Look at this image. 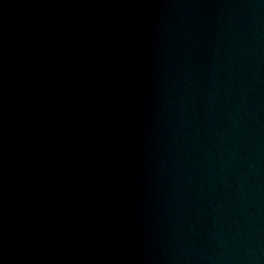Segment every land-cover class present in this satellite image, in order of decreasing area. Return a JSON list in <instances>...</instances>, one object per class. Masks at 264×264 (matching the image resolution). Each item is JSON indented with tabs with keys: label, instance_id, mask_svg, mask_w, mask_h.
Here are the masks:
<instances>
[{
	"label": "water",
	"instance_id": "obj_1",
	"mask_svg": "<svg viewBox=\"0 0 264 264\" xmlns=\"http://www.w3.org/2000/svg\"><path fill=\"white\" fill-rule=\"evenodd\" d=\"M242 264H264V0L256 9Z\"/></svg>",
	"mask_w": 264,
	"mask_h": 264
}]
</instances>
